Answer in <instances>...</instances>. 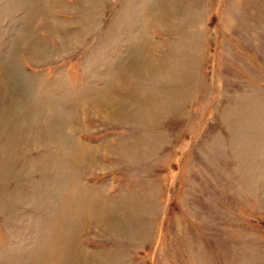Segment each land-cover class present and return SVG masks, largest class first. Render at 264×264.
Listing matches in <instances>:
<instances>
[{
  "label": "rangeland",
  "instance_id": "rangeland-1",
  "mask_svg": "<svg viewBox=\"0 0 264 264\" xmlns=\"http://www.w3.org/2000/svg\"><path fill=\"white\" fill-rule=\"evenodd\" d=\"M0 264H264V0H0Z\"/></svg>",
  "mask_w": 264,
  "mask_h": 264
}]
</instances>
